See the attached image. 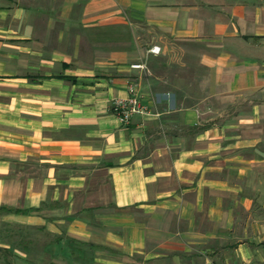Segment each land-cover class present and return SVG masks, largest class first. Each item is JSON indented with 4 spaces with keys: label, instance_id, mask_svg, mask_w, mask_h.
I'll return each mask as SVG.
<instances>
[{
    "label": "crops",
    "instance_id": "obj_1",
    "mask_svg": "<svg viewBox=\"0 0 264 264\" xmlns=\"http://www.w3.org/2000/svg\"><path fill=\"white\" fill-rule=\"evenodd\" d=\"M14 226L45 264H264V0H0Z\"/></svg>",
    "mask_w": 264,
    "mask_h": 264
},
{
    "label": "rangeland",
    "instance_id": "obj_2",
    "mask_svg": "<svg viewBox=\"0 0 264 264\" xmlns=\"http://www.w3.org/2000/svg\"><path fill=\"white\" fill-rule=\"evenodd\" d=\"M27 241L22 227H4L0 236V264H45L48 259L39 256L37 246L34 248V254H24ZM33 259L36 261H32Z\"/></svg>",
    "mask_w": 264,
    "mask_h": 264
},
{
    "label": "built area",
    "instance_id": "obj_3",
    "mask_svg": "<svg viewBox=\"0 0 264 264\" xmlns=\"http://www.w3.org/2000/svg\"><path fill=\"white\" fill-rule=\"evenodd\" d=\"M150 50L152 52H160L159 45H153ZM141 63H134L133 66L140 67ZM130 95L127 98L118 97L113 100L112 108L114 113L122 122H129L137 113H145L149 111L148 105L145 104L137 92L136 86L133 83L129 84Z\"/></svg>",
    "mask_w": 264,
    "mask_h": 264
},
{
    "label": "trees",
    "instance_id": "obj_4",
    "mask_svg": "<svg viewBox=\"0 0 264 264\" xmlns=\"http://www.w3.org/2000/svg\"><path fill=\"white\" fill-rule=\"evenodd\" d=\"M4 210L6 209V210H15V209H11V208H3ZM18 210V209H17ZM19 211H27L26 209H19Z\"/></svg>",
    "mask_w": 264,
    "mask_h": 264
}]
</instances>
